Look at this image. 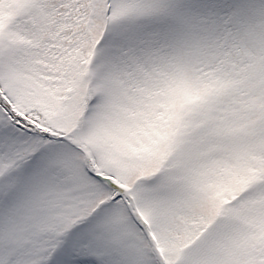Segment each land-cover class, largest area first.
Here are the masks:
<instances>
[{
  "label": "snow or ice",
  "instance_id": "6c2138e0",
  "mask_svg": "<svg viewBox=\"0 0 264 264\" xmlns=\"http://www.w3.org/2000/svg\"><path fill=\"white\" fill-rule=\"evenodd\" d=\"M0 264H264V0H0Z\"/></svg>",
  "mask_w": 264,
  "mask_h": 264
}]
</instances>
